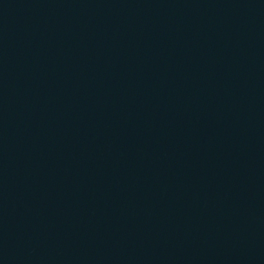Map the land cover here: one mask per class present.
Masks as SVG:
<instances>
[{
	"label": "water",
	"instance_id": "1",
	"mask_svg": "<svg viewBox=\"0 0 264 264\" xmlns=\"http://www.w3.org/2000/svg\"><path fill=\"white\" fill-rule=\"evenodd\" d=\"M0 264H264V0H0Z\"/></svg>",
	"mask_w": 264,
	"mask_h": 264
}]
</instances>
